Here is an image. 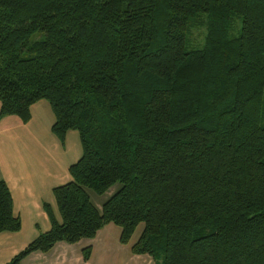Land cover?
<instances>
[{"label": "trees", "instance_id": "obj_1", "mask_svg": "<svg viewBox=\"0 0 264 264\" xmlns=\"http://www.w3.org/2000/svg\"><path fill=\"white\" fill-rule=\"evenodd\" d=\"M40 100L81 155L6 264L110 223L121 244L142 223L154 264H264V0H0V117ZM20 228L0 179V233Z\"/></svg>", "mask_w": 264, "mask_h": 264}, {"label": "crops", "instance_id": "obj_2", "mask_svg": "<svg viewBox=\"0 0 264 264\" xmlns=\"http://www.w3.org/2000/svg\"><path fill=\"white\" fill-rule=\"evenodd\" d=\"M53 122L54 114L46 100L32 105L26 123L15 115L0 117V179L7 183L14 214L21 221L19 231L0 233V264L8 263L50 228L45 203L60 218L52 189L70 180L68 168L79 159L81 144L76 131H68L61 144L51 131ZM75 245L57 242L50 251L33 252L20 264H89L90 256L85 261ZM147 264L154 261L149 258Z\"/></svg>", "mask_w": 264, "mask_h": 264}, {"label": "rangeland", "instance_id": "obj_3", "mask_svg": "<svg viewBox=\"0 0 264 264\" xmlns=\"http://www.w3.org/2000/svg\"><path fill=\"white\" fill-rule=\"evenodd\" d=\"M237 22L236 33L240 28L239 20ZM204 32L205 29L201 26L193 27L191 34L188 36L187 45L192 47L195 44H201L203 42ZM119 186V183L114 184L100 196L89 189L87 191L91 201L97 207H100ZM143 226L141 223L136 227L128 244H121L119 242L120 228L110 223L100 229L94 238L81 239L76 243L74 248L82 256V248L91 246L89 264H147L149 258L152 259L150 255H135L131 252V246L139 238Z\"/></svg>", "mask_w": 264, "mask_h": 264}]
</instances>
